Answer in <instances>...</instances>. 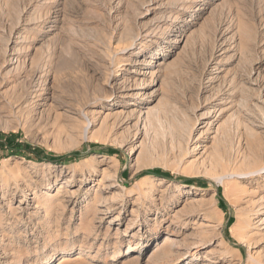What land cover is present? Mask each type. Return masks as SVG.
<instances>
[{
    "label": "rangeland",
    "instance_id": "rangeland-1",
    "mask_svg": "<svg viewBox=\"0 0 264 264\" xmlns=\"http://www.w3.org/2000/svg\"><path fill=\"white\" fill-rule=\"evenodd\" d=\"M0 264H264V0H0Z\"/></svg>",
    "mask_w": 264,
    "mask_h": 264
}]
</instances>
